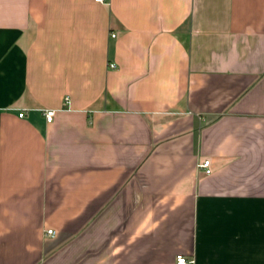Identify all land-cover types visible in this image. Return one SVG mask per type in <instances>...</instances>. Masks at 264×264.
<instances>
[{
    "label": "crops",
    "instance_id": "crops-1",
    "mask_svg": "<svg viewBox=\"0 0 264 264\" xmlns=\"http://www.w3.org/2000/svg\"><path fill=\"white\" fill-rule=\"evenodd\" d=\"M177 254L264 264V0H0V264Z\"/></svg>",
    "mask_w": 264,
    "mask_h": 264
},
{
    "label": "built area",
    "instance_id": "built-area-1",
    "mask_svg": "<svg viewBox=\"0 0 264 264\" xmlns=\"http://www.w3.org/2000/svg\"><path fill=\"white\" fill-rule=\"evenodd\" d=\"M95 3H108L109 0H93ZM113 36V35H112ZM110 68H115L116 65L114 63H111ZM65 100L68 101V97H65ZM45 120L47 122H51L52 118L54 116L55 110L54 109H44L43 110ZM24 115L23 112L19 113V116L22 117ZM210 160L209 159H204L200 163H198V168L203 169L205 173H210L211 168H210ZM47 234H54V231L52 229H47L46 230ZM175 264H194V259L192 257H187L184 254H177L175 257Z\"/></svg>",
    "mask_w": 264,
    "mask_h": 264
}]
</instances>
